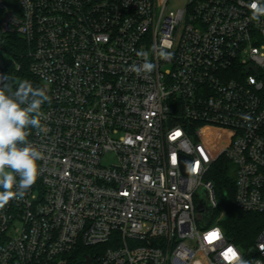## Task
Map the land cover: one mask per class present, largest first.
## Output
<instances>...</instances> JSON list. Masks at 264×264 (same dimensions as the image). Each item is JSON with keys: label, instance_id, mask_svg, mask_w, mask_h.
Wrapping results in <instances>:
<instances>
[{"label": "built area", "instance_id": "built-area-1", "mask_svg": "<svg viewBox=\"0 0 264 264\" xmlns=\"http://www.w3.org/2000/svg\"><path fill=\"white\" fill-rule=\"evenodd\" d=\"M168 3L0 0V74L24 79L27 60L50 97L48 131L29 137L43 172L0 210V264H70L79 247L95 248L94 264H230L233 249L264 264V229L243 249L224 210L205 221L224 162L237 209L264 214V18L250 19L249 0ZM11 35L27 46L20 60L3 49ZM141 51L155 69L137 76Z\"/></svg>", "mask_w": 264, "mask_h": 264}, {"label": "clouds", "instance_id": "clouds-1", "mask_svg": "<svg viewBox=\"0 0 264 264\" xmlns=\"http://www.w3.org/2000/svg\"><path fill=\"white\" fill-rule=\"evenodd\" d=\"M247 7L252 21L264 18V0H249ZM137 55L143 58V63L131 65L127 71L137 76L153 72L155 64L148 60V53L141 51ZM158 55L168 60L173 54L161 48ZM46 102H50L46 87L0 74V210L14 199L23 200L43 172L39 162L44 153L29 137L33 129L37 134L48 131L42 124L46 119L42 106ZM242 119L248 121L251 117L244 114ZM230 264H250V261L233 249Z\"/></svg>", "mask_w": 264, "mask_h": 264}, {"label": "trees", "instance_id": "trees-1", "mask_svg": "<svg viewBox=\"0 0 264 264\" xmlns=\"http://www.w3.org/2000/svg\"><path fill=\"white\" fill-rule=\"evenodd\" d=\"M1 17L0 14V35L2 34ZM3 40V49L20 60V56L25 54L27 50L23 39L18 35H11L4 36ZM21 62H24L21 72L23 78L32 81L36 86H40L39 81L29 73V61ZM211 179L214 182L216 198H220L219 209L225 211V217L220 225L231 242L243 249H248L255 244L257 237L264 229V214L246 213L237 209L233 166L230 163L224 162L218 165L211 174ZM218 214L219 210L212 213L211 217L214 219ZM94 250L93 247L77 248L70 256V264H85L87 258L96 263Z\"/></svg>", "mask_w": 264, "mask_h": 264}, {"label": "water", "instance_id": "water-1", "mask_svg": "<svg viewBox=\"0 0 264 264\" xmlns=\"http://www.w3.org/2000/svg\"><path fill=\"white\" fill-rule=\"evenodd\" d=\"M182 163H183V170L185 174H187L188 168L192 166V162L188 158H182ZM199 195L201 197V200H200V205L198 207L199 212H200L198 218L201 219V213L209 209V198H208L207 192L204 189L200 190ZM85 263L94 264L92 260L89 258L86 259Z\"/></svg>", "mask_w": 264, "mask_h": 264}, {"label": "rangeland", "instance_id": "rangeland-1", "mask_svg": "<svg viewBox=\"0 0 264 264\" xmlns=\"http://www.w3.org/2000/svg\"><path fill=\"white\" fill-rule=\"evenodd\" d=\"M185 6V0H169V3L167 5L166 8V14H169V12L171 11H176L178 9H181ZM8 59L10 60L11 58L8 57ZM109 162V161H108ZM218 203L220 204V198L217 197ZM222 210L219 209V213H221ZM219 215V214H218ZM219 217V216H217ZM217 217H215L214 219L211 217V214H209L208 217H206L205 221L208 223L210 222H214L216 221Z\"/></svg>", "mask_w": 264, "mask_h": 264}, {"label": "flooded vegetation", "instance_id": "flooded-vegetation-1", "mask_svg": "<svg viewBox=\"0 0 264 264\" xmlns=\"http://www.w3.org/2000/svg\"><path fill=\"white\" fill-rule=\"evenodd\" d=\"M86 264V263H85Z\"/></svg>", "mask_w": 264, "mask_h": 264}]
</instances>
